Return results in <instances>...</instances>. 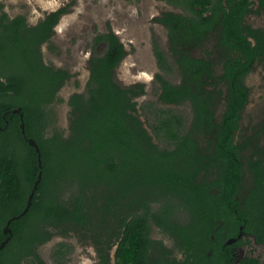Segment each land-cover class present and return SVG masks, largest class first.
Segmentation results:
<instances>
[{
    "label": "trees",
    "instance_id": "obj_1",
    "mask_svg": "<svg viewBox=\"0 0 264 264\" xmlns=\"http://www.w3.org/2000/svg\"><path fill=\"white\" fill-rule=\"evenodd\" d=\"M169 1L188 11L156 18L168 28L182 82L157 74L160 98L190 101L196 114L182 135V118L172 109L161 112L168 115L156 129L166 135L163 148L139 115L136 98L145 84L122 86L117 79L128 50L111 28L94 37L86 90L68 100L69 135L48 136L53 106L73 74L47 63L42 47L69 8L29 25L26 16L10 17L0 3V244L43 171L29 212L11 222L13 236L0 250V264H45L40 247L57 236L92 243L98 264H112L113 250L114 264H264L249 254L236 262L235 245L249 241L227 243L242 229L264 244V121L255 134L238 135L250 96L246 78L264 57V29L246 22L250 0ZM211 33H219L225 56L220 77L214 62L193 54ZM156 53L170 70L163 51ZM223 102L225 114L217 122ZM19 107L26 133L21 114L13 113ZM26 136L41 148L42 169ZM66 186L72 189L68 197ZM155 201L164 204L159 212L153 211ZM178 204L188 213L184 222L175 217ZM151 222L175 249L151 237ZM72 249L60 242L55 255Z\"/></svg>",
    "mask_w": 264,
    "mask_h": 264
},
{
    "label": "rangeland",
    "instance_id": "obj_2",
    "mask_svg": "<svg viewBox=\"0 0 264 264\" xmlns=\"http://www.w3.org/2000/svg\"><path fill=\"white\" fill-rule=\"evenodd\" d=\"M3 10L11 17L25 15L30 24H37L51 11L61 7H68L69 12L64 15L56 27L52 40L43 45V53L47 63L69 69L73 76L60 92V101L54 109V117L50 119L48 136L60 132L68 136L70 132L69 97L75 92L86 89L90 77L89 59L92 55L94 37L108 29L115 31L128 50L127 56L117 69V78L122 86L134 83H144L146 94L139 101L140 115L147 128L153 135L149 124L153 107H163L159 102L160 85L155 79L160 71L154 54L153 41L168 51L167 29L155 22L154 17L166 10H177L168 0H0ZM256 8H259L257 6ZM248 23L264 28V9L252 12L248 16ZM214 50L213 44L210 46ZM100 50L104 46L99 47ZM202 54V53H201ZM217 57V55H214ZM175 69V66H174ZM222 71L219 68V73ZM174 82L179 76L168 74ZM250 88V103L245 111L242 122V135L255 134L264 121V62L258 63L248 78ZM185 118L187 125L192 119V111L188 104L175 108ZM223 113L220 107L219 116ZM155 137V136H154ZM159 142V141H158ZM72 189L66 186L64 197L70 196ZM183 216L186 214L183 213ZM154 239L164 240L169 246L173 241L157 226L152 224ZM250 237V236H249ZM60 242L72 245L73 250L68 258L55 255V249ZM250 245L236 249V258L241 260L246 254L253 252L254 256L264 260V245L258 244L250 237ZM45 264H97V252L90 242H81L77 237L57 236L40 248Z\"/></svg>",
    "mask_w": 264,
    "mask_h": 264
},
{
    "label": "flooded vegetation",
    "instance_id": "obj_3",
    "mask_svg": "<svg viewBox=\"0 0 264 264\" xmlns=\"http://www.w3.org/2000/svg\"><path fill=\"white\" fill-rule=\"evenodd\" d=\"M169 1V0H168ZM263 1L264 0H250V9H251V11L246 15V17H245V19H246V22L248 23V16L252 13V12H259V10H263L264 9V5H262L263 4ZM170 2V1H169ZM174 7H176L177 9H180V11H177V10H166V11H163L162 13H160L159 15H157V16H155L154 17V20H155V22H157V23H159V24H161V25H163L166 29H167V34H168V43H169V47H168V51H166L161 45H160V43H159V41H157V40H154L153 41V49H154V54H155V57H156V59H157V63H158V66H159V68H160V71L158 72V73H156V75H155V79H156V81L159 83V85H160V89H161V92H160V95L162 94V85H161V83H160V81L157 79V74H162L168 81H170L172 84H180L181 82H182V76H181V71H180V68H179V66H178V64H176V62H175V58H174V56H173V53H172V51H171V48H170V39H169V31H168V28L164 25V24H162L161 22H159V21H157L156 20V18H158V17H161L162 16V14L164 13V12H170V11H172V12H175V13H180V14H183V15H186L187 13H188V11L183 7V6H181V5H177L176 3H173V2H170ZM257 6H259V8H256ZM58 10V9H57ZM4 11V10H3ZM54 11H56V10H54ZM54 11H51V12H54ZM5 12V11H4ZM7 13V12H6ZM50 13V12H49ZM8 14V13H7ZM9 15V14H8ZM21 15V14H20ZM47 15V14H46ZM45 15V16H46ZM66 15V14H65ZM10 16V15H9ZM18 16V15H17ZM25 16V15H24ZM11 17V16H10ZM16 17V16H15ZM27 18V17H26ZM43 19V18H42ZM41 19V20H42ZM27 22H28V20H27ZM40 22V21H39ZM38 22V23H39ZM37 23V24H38ZM28 24L29 25H37V24H30L29 22H28ZM59 24V23H58ZM250 24V23H249ZM252 25V24H251ZM252 26H254V25H252ZM57 27V26H56ZM254 27H256V26H254ZM256 28H263V27H256ZM264 29V28H263ZM109 30V29H108ZM107 30V31H108ZM55 31H56V28H55ZM106 31V32H107ZM116 33V32H115ZM251 41H253V44H255V40L253 39V38H249ZM94 40V39H93ZM213 44V47H215V49L214 50H211V45ZM125 45V44H124ZM101 46V45H100ZM99 46V47H100ZM104 46V45H103ZM99 47H98V50L99 51H103V50H100L99 49ZM126 47V46H125ZM160 50V51H163V53L165 54V58H166V60H167V63H168V67H169V69L170 70H165L164 68H162V66L160 65V63H159V61H158V56H157V53H156V50ZM42 51H43V48H42ZM92 53H93V43H92ZM202 53V54H201ZM193 54H194V56H196V57H198V58H203V59H205V60H211L212 62H214V66H215V69H216V72H215V74L217 75V76H221V74L223 73V62H224V60H225V56H224V54H223V52H222V50H221V45H220V43H219V33H211V34H209V36H208V39L201 45V47H199V48H197V49H195L194 51H193ZM217 55V57H215L214 55ZM46 61V60H45ZM89 61H90V59H89ZM262 62H264V57H262V58H259L255 63H254V66H253V68L251 69V71H250V73H249V75L247 76V78H246V84H247V86L249 87V85H248V78H249V76L251 75V73L255 70V68H256V66H257V64L258 63H262ZM56 66V65H55ZM174 66H175V69H174ZM58 67V66H57ZM90 67V66H89ZM61 68H64V67H61ZM219 68H221L222 69V71L219 73L218 71H219ZM65 69H67V68H65ZM69 70V69H68ZM174 72L179 76V81L178 82H174L173 80H171L170 79V77L168 76V74H170V75H174ZM90 78V77H89ZM69 82V81H68ZM67 82V83H68ZM140 83V82H139ZM134 84H136V83H134ZM142 84H144V83H142ZM132 85V84H131ZM129 86V85H128ZM86 88H87V86H86ZM63 89V88H62ZM61 89V90H62ZM250 89V88H249ZM86 90V89H85ZM145 90H146V85H145ZM218 91H220V88H219V90ZM61 92V91H60ZM84 92V91H83ZM75 93H77V92H75ZM74 94V93H73ZM146 94V91H145V93L143 94V95H145ZM250 94H251V92H250ZM59 95H60V93H59ZM143 95H141V96H143ZM160 95H159V102L163 105V106H165V107H167V108H163V107H159V106H157V107H153L152 108V110H153V112H151V113H149V115L147 116V117H151V121H150V125H151V127H152V129H153V135L151 134V136H152V138H153V140H154V142L156 143V144H158L161 148H163V147H165V146H167L168 145V142H167V140H166V135L164 134V133H160V132H157V130L156 129H158V124H159V121H161V119H162V117H168V115H164L163 113H161V112H163V111H167V110H173L175 113V116L176 117H181L182 118V120L184 121V123H183V129L181 130V134L182 135H186L188 132H189V128H190V126H191V124H192V121H193V117H195V112H194V108H193V104H192V102H190V101H184L183 103H181V104H167V103H164L162 100H161V98H160ZM141 96H139L138 98H136V101L138 102V110H139V115H140V108H139V101H138V99L141 97ZM70 98V97H69ZM249 103H250V96H249ZM249 103H248V105H249ZM56 104V103H55ZM185 104H188L189 106H190V108H191V111H192V119H191V121H190V123H189V125H187V123H186V120H185V118H184V116L178 111V110H176L175 108H177V107H180V106H182V105H185ZM248 105H247V107H248ZM54 107V106H53ZM220 107H223V113L221 114V116H219V111H220ZM247 109V108H246ZM246 111V110H245ZM245 111H244V113H243V117H244V114H245ZM224 114H225V104H224V102L223 103H220L219 104V106H218V108L216 109V113H215V117H216V120H217V122H221L222 121V119H223V117H224ZM21 117V116H20ZM140 117H141V115H140ZM142 118V117H141ZM144 121V120H143ZM145 126H146V123H145ZM146 128H147V126H146ZM242 128V127H241ZM1 129V128H0ZM48 129H49V127H48ZM148 129V128H147ZM242 130V129H241ZM49 130H47V132H48ZM148 131H149V129H148ZM150 132V131H149ZM241 132L242 131H240L239 133H238V135L239 134H241ZM155 136V137H154ZM159 141V142H158ZM152 207H153V211H155V212H159L160 210H161V208L162 207H164V204L162 203V202H159V201H155V202H153L152 203ZM179 208V211H177L176 210V212H175V217H177V219L178 220H180V221H182V222H184L189 216H188V213L186 212V211H184V209L178 204V206H177V208L176 209H178ZM183 213L184 214H186V216H183ZM154 225V226H157L154 222H151V225ZM158 227V226H157ZM159 228V227H158ZM160 230H161V228H159ZM162 231V230H161ZM163 232V231H162ZM163 233H165V232H163ZM172 241H173V246H169L164 240H161V239H155V240H160V241H162L166 246H168L170 249H175V244H174V240L167 234V233H165ZM253 237V236H251V235H247V234H245L244 233V236L241 238V239H244L245 241H249L248 243H245V245H240V246H236L235 245V247H234V251H235V258H236V249H239V248H243V247H248L249 245H250V237ZM69 237V236H68ZM151 237L153 238V235H151ZM12 238V237H11ZM254 238V237H253ZM154 239V238H153ZM255 239V238H254ZM256 241V240H255ZM9 243V242H8ZM7 243V244H8ZM92 244V243H91ZM235 243H233V245H234ZM258 244H260V243H258ZM93 245V244H92ZM230 245H232V244H230ZM260 245H264V244H260ZM43 246V245H42ZM41 246V247H42ZM94 246V245H93ZM40 247V248H41ZM73 250V249H72ZM40 251V250H39ZM72 252V251H71ZM41 254V253H40ZM70 254V253H69ZM246 255H248V254H246ZM245 255V256H246ZM249 255H254L253 254V252H251V253H249ZM61 257V256H60ZM62 258V257H61ZM64 259H67L68 258V255H64V257H63ZM97 258H98V255H97ZM111 258H112V264H114V250L112 251V256H111ZM257 258V257H256ZM238 260H237V258H236V262H237ZM98 264V263H97Z\"/></svg>",
    "mask_w": 264,
    "mask_h": 264
},
{
    "label": "water",
    "instance_id": "obj_4",
    "mask_svg": "<svg viewBox=\"0 0 264 264\" xmlns=\"http://www.w3.org/2000/svg\"><path fill=\"white\" fill-rule=\"evenodd\" d=\"M13 113H20L21 114V119H22L21 128H22L23 133H26V125H25V122H24V113L22 112V107L13 109ZM26 138L29 141V144L36 148V150L38 152L39 166L42 169L43 168L42 151H41V148H40L38 142L32 137L29 138V137L26 136ZM42 179H43V171L41 170L39 175H38V179L35 182V185H34L32 191H31V193H30V195L28 197V203H27L26 208L24 209V211L21 214L12 217L7 222V224H6L5 228H4V232H5V234H9V236L0 244V250L3 249L7 245V243L10 241L11 237L13 236V230L11 228V222L13 220H16V219L20 218L21 216L26 215L29 212V210H30V208H31V206L33 204L34 198L36 196V193L38 191L39 184L42 182ZM243 236H244V232L241 229V232H240L239 236L237 238H231L227 243L228 244H233L238 239H241ZM239 262H240V260L237 261V263H239Z\"/></svg>",
    "mask_w": 264,
    "mask_h": 264
}]
</instances>
